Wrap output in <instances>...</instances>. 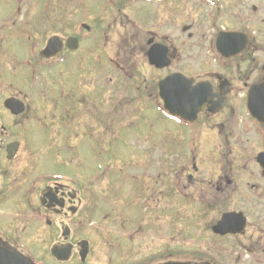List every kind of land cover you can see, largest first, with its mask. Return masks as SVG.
<instances>
[{"label": "flooded vegetation", "instance_id": "obj_1", "mask_svg": "<svg viewBox=\"0 0 264 264\" xmlns=\"http://www.w3.org/2000/svg\"><path fill=\"white\" fill-rule=\"evenodd\" d=\"M40 3L34 23L29 4L0 0V244L32 264H264V62L256 57L262 49L249 27L220 25L238 18L239 0ZM182 9H214L216 16L211 28L195 19L181 28L186 39L177 47L174 28L149 25L161 13L167 24ZM233 32L247 42L227 59L216 45ZM235 40L225 39V49L242 47ZM202 50L209 59L194 69L193 51ZM178 73L206 84L203 108L189 122L167 113L162 101L161 82ZM162 115L164 128L156 130ZM161 143L173 148L172 163L156 155ZM114 145L126 146L129 159L114 157ZM206 147L214 148L211 156ZM179 150L185 156L177 160ZM237 195L243 207L226 210L209 226L210 236L175 247L177 196L204 212ZM167 211L172 219L163 225ZM231 213L236 217L217 234Z\"/></svg>", "mask_w": 264, "mask_h": 264}, {"label": "rangeland", "instance_id": "obj_2", "mask_svg": "<svg viewBox=\"0 0 264 264\" xmlns=\"http://www.w3.org/2000/svg\"><path fill=\"white\" fill-rule=\"evenodd\" d=\"M24 1V5L29 4L31 7V12L34 13V23H39L40 18H37L35 15L40 8V0H23ZM216 1V0H214ZM239 8L238 10H236L235 12L239 15L237 16L238 18L236 20H233L231 16L229 17H225L223 22H220V25L223 24V26L229 27L232 24H234L235 26L237 25V27H249L250 30L254 31L251 33V40L252 42H254L255 44H257L258 49H262V53L258 52L257 53V60L259 62V64H262L264 62V0H239ZM256 6V11H253V7ZM215 9V8H214ZM210 9L208 12L206 11H197V12H192L190 10H185L182 9L181 12L176 13V15H173L172 18H167V20H170L167 24H165L166 19H164V15L163 13L160 14L159 18H157L156 20H153L157 23V25H149V27H156L159 28H174L175 29V33H176V45L177 47L180 45V43H182V41L186 39V36L184 37V35H182V29L184 26L188 25L190 22L194 21V19L197 21L198 24H202V27L204 29L207 28H211L212 24L214 22H209L213 16H216V12L215 10ZM25 11V9L23 10ZM252 18V20H251ZM132 21L136 22L138 25L140 24V20H138L137 16L135 15H131L130 18ZM17 22H23V20H16ZM83 22V21H81ZM142 22V21H141ZM209 22V23H208ZM251 22V23H250ZM226 23L228 24L226 26ZM250 23V24H249ZM2 25V23H1ZM217 26H219V24L217 23ZM19 26L16 24V26H13L12 28L15 30L18 28ZM42 27H38V29L40 30ZM37 30L34 27V33L36 34H40L41 32ZM119 31V30H118ZM120 33V31H119ZM123 36H125L124 33L121 32V35H115L114 37H117V39H121ZM200 35H198L196 37V40H199ZM194 43V41L192 42ZM191 43L188 42V46ZM187 52H189V47L186 48ZM194 55L199 56V58H196L195 62L193 63L194 69H197V67L200 64V62H204L203 60L205 59H209L207 58V55L205 53V50H202L201 52H195L193 51ZM196 71V70H195ZM155 117L156 119V115H151L149 116V120H152L153 117ZM163 115L159 117V123L157 124V126H155L156 130H161L163 129L164 126L162 124L163 121ZM169 123V121H167ZM171 126L177 127L175 126L173 123H169ZM163 143H161V147L159 149V152H156V155L160 156V158L162 159V162L165 160L166 163H172L174 160V156L175 153H173L171 150L173 149L170 145L166 144V147H164V145H162ZM150 145V144H149ZM139 150V149H136ZM152 148H148L146 147V152L149 151L151 153H153ZM204 153H206V155L211 156V154L214 152V148L212 147H206L204 148ZM112 153L114 155V157L116 158H120L119 160H128L129 156H130V152L127 149L126 146L123 145H114L112 148ZM184 150H179L176 153V157L177 160L184 158L185 154H184ZM136 161V160H134ZM120 162V161H119ZM179 164V163H178ZM113 165L118 166V167H122V163H116V161L113 162ZM171 165V164H170ZM119 177V176H118ZM164 178L162 176L161 181H160V186H161V190L164 191L165 187L163 186L164 184ZM166 180H168L166 178ZM185 180V179H184ZM200 183V180H198ZM118 182V180H117ZM122 182V181H121ZM119 183V182H118ZM119 185V184H118ZM204 186H207V184H205L203 182ZM212 185V184H210ZM120 188V186H119ZM215 192H212L211 194H209L207 196L208 200H212L215 197ZM162 194V193H161ZM198 195V194H197ZM238 200L239 202H236L235 200ZM188 200H184L182 198H180L179 196H177L176 199V216H175V223L173 228H171L172 230L174 229L175 235L174 237H172L173 239V243L176 245L175 247L177 249L183 248L187 245V242L189 241L190 238H194L195 240H197L196 238L199 237L202 233H207L210 236L209 233V226L210 225H215V223L217 221H219L221 215L226 212V210H236L237 208H242L243 204H244V199L242 198V196L237 195L234 198V202L232 204H229L228 206H225L224 208H219V209H210L208 208L206 211H202L199 208H194L193 210H191L189 207L185 206L187 205ZM118 203L120 202L119 200L117 201ZM162 203H168V199L166 202L163 201V197H162ZM173 203V202H172ZM168 214L170 215V217H167ZM161 221L164 223L163 225H166L168 223V221L170 219H172V211H167V212H162L161 213ZM100 220L102 218H99ZM193 229V230H192ZM198 242V240H197ZM206 242H209V240H207ZM188 246H190L188 244ZM194 248H199L202 247L200 246V243H196L195 245H193Z\"/></svg>", "mask_w": 264, "mask_h": 264}, {"label": "water", "instance_id": "obj_3", "mask_svg": "<svg viewBox=\"0 0 264 264\" xmlns=\"http://www.w3.org/2000/svg\"><path fill=\"white\" fill-rule=\"evenodd\" d=\"M219 44L218 42V46ZM181 81L182 76L180 75L176 78L173 76L165 79L164 82H162V90L164 93H162V98L164 100V107L168 113L189 121L195 118L197 109L195 111L190 110L188 109L189 106L186 108V104L193 103V101L197 99H199L200 102L203 101L204 89L202 84H199L197 87L192 86V89L188 90L185 88L184 82ZM231 218L234 220L233 214L224 215V218L215 231H223L226 223H228ZM222 234H225V232H222ZM0 264H30V262L16 251L0 245Z\"/></svg>", "mask_w": 264, "mask_h": 264}]
</instances>
